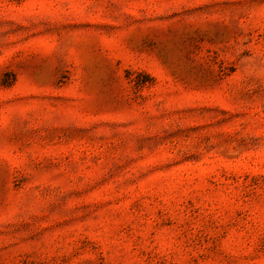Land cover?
<instances>
[{"label": "rangeland", "instance_id": "obj_1", "mask_svg": "<svg viewBox=\"0 0 264 264\" xmlns=\"http://www.w3.org/2000/svg\"><path fill=\"white\" fill-rule=\"evenodd\" d=\"M0 264H264V0H0Z\"/></svg>", "mask_w": 264, "mask_h": 264}]
</instances>
